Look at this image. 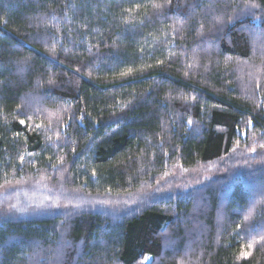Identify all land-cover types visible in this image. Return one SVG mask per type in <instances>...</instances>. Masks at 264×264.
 Instances as JSON below:
<instances>
[{
	"label": "trees",
	"instance_id": "1",
	"mask_svg": "<svg viewBox=\"0 0 264 264\" xmlns=\"http://www.w3.org/2000/svg\"><path fill=\"white\" fill-rule=\"evenodd\" d=\"M0 208V264H264V0H0Z\"/></svg>",
	"mask_w": 264,
	"mask_h": 264
},
{
	"label": "rangeland",
	"instance_id": "2",
	"mask_svg": "<svg viewBox=\"0 0 264 264\" xmlns=\"http://www.w3.org/2000/svg\"><path fill=\"white\" fill-rule=\"evenodd\" d=\"M220 177V174L213 171H202L196 174L193 179H184V182H177L178 185L176 188V192L184 194L185 192L203 186L204 184L214 181ZM3 209L0 208V213Z\"/></svg>",
	"mask_w": 264,
	"mask_h": 264
},
{
	"label": "snow or ice",
	"instance_id": "3",
	"mask_svg": "<svg viewBox=\"0 0 264 264\" xmlns=\"http://www.w3.org/2000/svg\"><path fill=\"white\" fill-rule=\"evenodd\" d=\"M156 7H159V5H156ZM248 7L250 8H255L257 7V5L255 4H251V5H248ZM52 81L50 80L49 83H51ZM20 123L23 125L24 124V120H21ZM249 124H251V121L249 122ZM249 247H251V245H249ZM244 256H247L249 253H242ZM147 259V258H146Z\"/></svg>",
	"mask_w": 264,
	"mask_h": 264
},
{
	"label": "water",
	"instance_id": "4",
	"mask_svg": "<svg viewBox=\"0 0 264 264\" xmlns=\"http://www.w3.org/2000/svg\"><path fill=\"white\" fill-rule=\"evenodd\" d=\"M151 259L148 260V263L150 262Z\"/></svg>",
	"mask_w": 264,
	"mask_h": 264
}]
</instances>
